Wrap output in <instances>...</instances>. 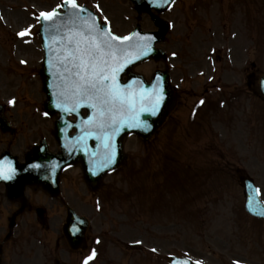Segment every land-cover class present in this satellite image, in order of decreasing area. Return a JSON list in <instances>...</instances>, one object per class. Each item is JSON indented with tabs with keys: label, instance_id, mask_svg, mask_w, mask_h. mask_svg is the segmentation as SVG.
Masks as SVG:
<instances>
[{
	"label": "rangeland",
	"instance_id": "374dc122",
	"mask_svg": "<svg viewBox=\"0 0 264 264\" xmlns=\"http://www.w3.org/2000/svg\"><path fill=\"white\" fill-rule=\"evenodd\" d=\"M77 1L116 34H128L136 23L144 30L154 29L146 15L136 21L127 0ZM60 2L0 0V106L16 128L13 136L0 134V153L9 150L21 159L41 139L49 150L56 149L53 119L44 116L41 106L37 32L39 14ZM202 2L203 12L196 13V0H177L162 16L171 24L161 45L168 61H150L135 69L147 78L164 67L171 73L178 104L162 131L149 142L127 138L123 150L128 161L106 176L95 192L86 186L78 167L62 174L61 197L56 200L39 190L26 191L31 205L44 209L46 217L39 219L34 212L18 217L11 246L16 241L23 253L14 258L7 244L5 264H44L45 256L51 255L44 244H59L64 252L57 256L60 264H85L91 252L69 253L62 238L64 203L90 220L89 241L98 238L99 257L88 264H166L169 255L189 257L196 264H264V221L246 216L238 181L242 173L251 176L264 202V103L231 85L241 79L244 67L257 80L264 74V0ZM195 25L205 27L207 35ZM25 30L26 35H19ZM220 74L223 87L208 106L207 97L214 90H206L218 86ZM211 77L214 82H206ZM200 98L205 102L201 108ZM249 140L251 144L244 145ZM210 147L222 149L225 158ZM14 210V204L0 196V240Z\"/></svg>",
	"mask_w": 264,
	"mask_h": 264
},
{
	"label": "water",
	"instance_id": "95a60500",
	"mask_svg": "<svg viewBox=\"0 0 264 264\" xmlns=\"http://www.w3.org/2000/svg\"><path fill=\"white\" fill-rule=\"evenodd\" d=\"M139 13L150 12V9H155L160 13L165 9V0H130ZM167 3H170L167 1ZM64 13L57 15L53 20L48 21L41 19L40 36L42 37V46L45 52V60L43 62L42 84L43 92L46 96L44 103L45 110L49 114L59 113V119L55 122L54 137L60 147V152L56 154L49 153L44 142L40 141L39 145L34 146L24 156V162L18 163L15 157H11L8 153H3L0 161L11 162L12 167L16 169V175L12 180H0L5 184L6 196L12 201H19L21 208L10 219L9 230L12 229L14 218L17 214L23 211L26 206L23 200V192L26 186L41 187L51 196H56L59 192V175L61 171L71 165L80 164L83 179L92 188H96L102 176L107 172L115 170L125 158L122 155V138L128 133H135L138 136L148 139L151 137L159 122L163 120L164 114L171 109V93L165 84L166 78L155 74L153 81L147 84L141 77L132 75V66L138 64L143 59L148 57V50H151L154 39L157 41L163 40L166 28L161 26L160 32L154 35L140 33L137 29L134 34H139V37H149L147 41L148 49L143 50L137 47L139 37L136 35L130 36L131 39L124 41H113V44L122 48L126 57H122L119 61L123 65L122 70L116 73V82L122 89H129L137 93H151L153 90L162 89L164 93V103L161 110L155 115L142 113L140 118L146 120L151 126L147 131L139 128L124 127L119 133L112 136L111 144L115 151L114 163L105 166L106 164V148H105V131L90 127L87 122L95 115V110L89 107L86 103H81L76 107L75 111H65L64 108H72L75 101L67 98L68 85L72 80L70 71L72 69L71 62L67 64L61 63V59L66 53L63 51L66 45V37L68 30H76L83 26V21L89 23L95 20L91 13L84 10L79 11L77 15L76 9H71L70 6H64ZM157 25L164 23L157 18H153ZM96 22V21H95ZM107 32L106 28H101ZM155 60L163 57L162 53L152 50V55ZM130 61V62H126ZM125 75L128 79L126 83L121 81V77ZM264 82V80L262 81ZM264 94V84H262ZM60 107H57V105ZM85 110L87 116H81V111ZM0 109V130L2 133L10 131L7 123L2 116ZM73 115L76 122L67 121V116ZM71 129L75 130V134L69 136ZM110 131V130H109ZM87 133H91L88 135ZM34 165H39L35 167ZM245 186V210L249 215L254 217H264V206L259 201L257 191L248 180H243ZM66 220L62 227V232L72 249L83 247L84 234L87 229V220L83 217H78L71 209L66 208ZM170 264H177L179 260L170 258Z\"/></svg>",
	"mask_w": 264,
	"mask_h": 264
},
{
	"label": "snow or ice",
	"instance_id": "6c2138e0",
	"mask_svg": "<svg viewBox=\"0 0 264 264\" xmlns=\"http://www.w3.org/2000/svg\"><path fill=\"white\" fill-rule=\"evenodd\" d=\"M64 4L71 9L83 11L76 0H64ZM60 7V6H58ZM58 13L53 10L49 13H40V18L53 20ZM27 30L19 33L24 36ZM139 37V34H134ZM130 37L114 36L111 32L103 31L95 20L89 23L83 21V26L75 31L68 30L66 45L61 63L71 62L70 75L73 77L65 95L75 101L72 108L65 107V111H75L81 103H86L95 110L94 117L87 122L92 128L105 131L106 164L114 163L115 151L112 147V136L119 133L124 127L139 128L147 131L151 126L140 118L142 113L155 116L164 101L162 89L151 93L122 89L116 82V73L122 70L119 63L126 53L122 48L113 44V41L129 40ZM149 37H139L137 47L148 49ZM130 62V61H126ZM264 84V82H262ZM13 103V101H9ZM203 103V101H201ZM57 107H60L58 104ZM110 130V131H109ZM91 135V133H87ZM39 167V165H34ZM16 175V169L11 162L0 161V180L9 181ZM257 191H259L257 189ZM95 251L85 260L92 259Z\"/></svg>",
	"mask_w": 264,
	"mask_h": 264
},
{
	"label": "flooded vegetation",
	"instance_id": "af4514ba",
	"mask_svg": "<svg viewBox=\"0 0 264 264\" xmlns=\"http://www.w3.org/2000/svg\"><path fill=\"white\" fill-rule=\"evenodd\" d=\"M44 247H46V248H48V249H49V245H47V246H44Z\"/></svg>",
	"mask_w": 264,
	"mask_h": 264
}]
</instances>
